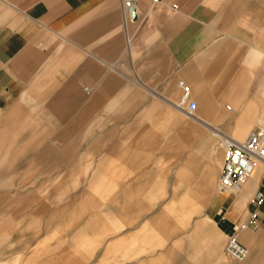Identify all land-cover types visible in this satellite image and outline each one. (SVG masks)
<instances>
[{"label":"crops","instance_id":"crops-1","mask_svg":"<svg viewBox=\"0 0 264 264\" xmlns=\"http://www.w3.org/2000/svg\"><path fill=\"white\" fill-rule=\"evenodd\" d=\"M124 1L0 0V128L44 100L40 176L15 180L50 181L2 207L6 263L264 264L263 170L216 187L225 143L264 127V0H131L125 22Z\"/></svg>","mask_w":264,"mask_h":264},{"label":"rangeland","instance_id":"rangeland-1","mask_svg":"<svg viewBox=\"0 0 264 264\" xmlns=\"http://www.w3.org/2000/svg\"><path fill=\"white\" fill-rule=\"evenodd\" d=\"M12 110L14 114L9 123L0 128V212L4 211L2 207L5 205L18 207L22 204L29 207L49 204V196H41L49 180H15L17 173H24L26 178L40 176L38 171L43 166L35 164L33 158L44 155L47 150L46 147L42 148L48 138L44 100L30 101L26 97ZM15 216L19 217L20 214H0V264H7L5 229L7 227L10 233L11 225H15Z\"/></svg>","mask_w":264,"mask_h":264},{"label":"built area","instance_id":"built-area-1","mask_svg":"<svg viewBox=\"0 0 264 264\" xmlns=\"http://www.w3.org/2000/svg\"><path fill=\"white\" fill-rule=\"evenodd\" d=\"M149 2L150 6L154 8L162 4L163 0H149ZM122 10L124 22L136 14L131 0L123 2ZM178 86L181 90L179 103L185 104L187 112L190 114L196 107L194 101L191 99V90L182 81L178 82ZM258 166L263 170L262 174L264 176V127H257L250 131L244 141H227L225 143L224 160L216 182L217 192L238 193L245 179L252 175L255 171L254 169ZM261 196L262 193L257 192L255 200L258 201ZM251 218L253 219V215ZM246 227L248 225L244 223L241 227L234 228L228 235L224 252L229 260L242 262L247 257L249 253L248 249L239 242L237 236L239 230ZM254 227L256 225H253Z\"/></svg>","mask_w":264,"mask_h":264},{"label":"bare ground","instance_id":"bare-ground-1","mask_svg":"<svg viewBox=\"0 0 264 264\" xmlns=\"http://www.w3.org/2000/svg\"><path fill=\"white\" fill-rule=\"evenodd\" d=\"M255 170V169H254ZM254 173V172H253Z\"/></svg>","mask_w":264,"mask_h":264},{"label":"water","instance_id":"water-1","mask_svg":"<svg viewBox=\"0 0 264 264\" xmlns=\"http://www.w3.org/2000/svg\"><path fill=\"white\" fill-rule=\"evenodd\" d=\"M132 9V8H131Z\"/></svg>","mask_w":264,"mask_h":264}]
</instances>
